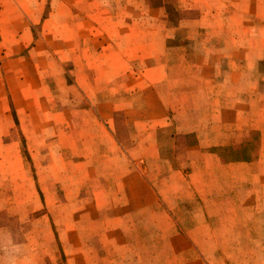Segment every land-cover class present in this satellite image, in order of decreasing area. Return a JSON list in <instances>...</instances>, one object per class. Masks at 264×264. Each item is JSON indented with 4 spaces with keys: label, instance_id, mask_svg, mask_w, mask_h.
<instances>
[{
    "label": "rangeland",
    "instance_id": "1",
    "mask_svg": "<svg viewBox=\"0 0 264 264\" xmlns=\"http://www.w3.org/2000/svg\"><path fill=\"white\" fill-rule=\"evenodd\" d=\"M145 1L162 9L153 19L163 18L168 45L188 42L189 26L172 31L180 18L171 0ZM112 7L113 0H0V264H136L113 256V236L119 251L141 252L142 264H264L257 244L219 241L220 210L235 197L221 198L215 157L201 162L204 148L183 149L193 141L173 139L170 129L145 139L157 146L131 145L140 135L123 109L111 130L109 115L97 112L110 108L99 96L114 84L95 80L85 62L102 49L97 29L120 21L95 15L96 8ZM258 69L264 74V61ZM123 101L111 100L129 105ZM112 148L131 156L130 177H108L119 167ZM205 234L217 241L188 242Z\"/></svg>",
    "mask_w": 264,
    "mask_h": 264
},
{
    "label": "crops",
    "instance_id": "2",
    "mask_svg": "<svg viewBox=\"0 0 264 264\" xmlns=\"http://www.w3.org/2000/svg\"><path fill=\"white\" fill-rule=\"evenodd\" d=\"M64 1L88 3V6L97 2ZM113 1L115 7L96 8L95 15L120 21L97 29L102 40L97 47L102 49L93 51L92 60L85 62L95 80L114 84L107 89L110 93L99 96L108 98L105 104L110 108L103 106L97 112L101 116L109 115L111 130L115 114L123 109L125 116L129 115L124 122L136 125L141 136L131 145L157 146V142L149 143L145 139L159 138L158 131L170 129L173 139L193 141L182 144L183 149L204 148L201 162L207 163L215 157L221 171V198L235 197L233 205L226 203L225 209L220 210L222 238L219 241L257 244L254 250L264 252V74L258 69L264 61V28H261L264 0H171L180 18L172 31H183L189 26L188 42L173 45L165 41L163 18L153 19L159 12L163 16L162 9H153L145 0ZM103 51L107 53L105 58L101 56ZM193 51H203V55L200 53L203 57L192 58ZM171 53L176 57L171 58ZM217 63H223L225 69L212 80L210 74ZM113 90L117 94H112ZM119 98L129 105L113 106L111 100ZM144 133L146 138L142 137ZM114 139L120 147L123 145L117 137ZM245 147L250 149L241 155L240 150ZM211 148H219L225 156L222 153L217 158ZM114 150H110V161L118 162L119 167L115 168V174L104 176L130 177L131 156L122 149L121 153L116 151L112 155ZM201 221L195 225L205 224L207 220ZM112 239L114 257L143 263L141 252L119 251L120 237ZM211 241L217 239L206 234L201 239H188V242ZM260 257L263 259L264 253L255 256Z\"/></svg>",
    "mask_w": 264,
    "mask_h": 264
}]
</instances>
